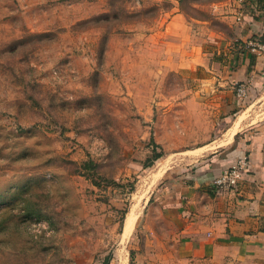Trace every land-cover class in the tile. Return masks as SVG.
<instances>
[{
	"label": "rangeland",
	"instance_id": "1",
	"mask_svg": "<svg viewBox=\"0 0 264 264\" xmlns=\"http://www.w3.org/2000/svg\"><path fill=\"white\" fill-rule=\"evenodd\" d=\"M207 1L0 0V264H209L148 210L264 120V82L224 108Z\"/></svg>",
	"mask_w": 264,
	"mask_h": 264
},
{
	"label": "crops",
	"instance_id": "2",
	"mask_svg": "<svg viewBox=\"0 0 264 264\" xmlns=\"http://www.w3.org/2000/svg\"><path fill=\"white\" fill-rule=\"evenodd\" d=\"M203 5L212 22L193 19L204 22L215 40L211 53L223 54L220 74L216 78L212 73L211 79L226 87L224 108L229 109L241 100L234 93L236 82L246 81L248 89L264 82V46H253L264 44V0H209ZM182 20L189 22L177 11L169 23ZM197 52L192 60L198 62ZM243 156L247 174L239 190L216 193L214 177ZM151 209L165 225V244L182 257L209 264H264V120L228 133L217 148L170 175L157 188Z\"/></svg>",
	"mask_w": 264,
	"mask_h": 264
},
{
	"label": "built area",
	"instance_id": "3",
	"mask_svg": "<svg viewBox=\"0 0 264 264\" xmlns=\"http://www.w3.org/2000/svg\"><path fill=\"white\" fill-rule=\"evenodd\" d=\"M261 48L263 43L253 45ZM247 92V82L239 81L234 84V93L238 99H242ZM247 157L243 156L239 158L234 164L225 168L217 176L214 177L213 183L216 193L223 191H238L239 187L247 174Z\"/></svg>",
	"mask_w": 264,
	"mask_h": 264
},
{
	"label": "bare ground",
	"instance_id": "4",
	"mask_svg": "<svg viewBox=\"0 0 264 264\" xmlns=\"http://www.w3.org/2000/svg\"><path fill=\"white\" fill-rule=\"evenodd\" d=\"M241 114V113H240ZM239 118V117H238ZM241 119V118H240ZM240 121V120H239ZM239 121H237L236 122V125L231 129V130H229V134L230 133H232L233 131H235V129H236V126L238 127L239 126ZM239 123V124H238ZM133 219H134V214L133 213H129L128 215H127V217H126V225H127V227L129 228L130 226H131V224H132V222H133Z\"/></svg>",
	"mask_w": 264,
	"mask_h": 264
}]
</instances>
